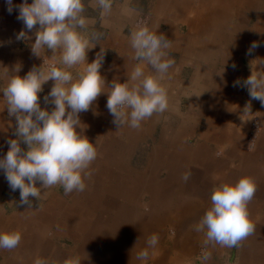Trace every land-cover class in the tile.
Masks as SVG:
<instances>
[{
    "label": "crops",
    "instance_id": "1",
    "mask_svg": "<svg viewBox=\"0 0 264 264\" xmlns=\"http://www.w3.org/2000/svg\"><path fill=\"white\" fill-rule=\"evenodd\" d=\"M83 3L84 15L95 20L87 31L103 34L87 52V62L105 49L100 69L105 92L112 82H126L141 63L132 58V31L158 28V34L173 42L169 52L175 63L163 81L169 109L143 121L139 129H117L106 107L107 93H102L80 113L83 135L98 152L85 191L66 195L60 185L44 189L42 208L24 205L10 217L1 207L7 201L11 207L14 200L3 197L0 233L19 230L22 240L13 250L0 248V264H33L37 257L48 264H70L77 258L81 264H205L200 259L205 251L211 253L206 264H264V105L242 86L252 70H264L258 64L264 63V0H113L107 19L92 0ZM17 15L18 9L9 14L0 0V158L16 127L2 93L4 73L23 77L33 66L45 71L51 63L63 67L59 51L33 54L35 29L28 33L31 39H16L24 27ZM250 19L253 28L247 25ZM253 42L259 46L249 54ZM84 69L79 64L67 70L75 80ZM144 71L151 74L147 66ZM53 84L49 80L38 93L42 109L54 107L44 102ZM249 102L250 114L242 121ZM252 114L259 116L261 132L250 150L245 140ZM189 169L192 176L185 183L181 177ZM242 176L257 183L248 205L255 232L236 248L205 247V234L194 226L211 207L213 189ZM0 180H6L5 174ZM154 233L159 243L149 259L137 260Z\"/></svg>",
    "mask_w": 264,
    "mask_h": 264
},
{
    "label": "clouds",
    "instance_id": "2",
    "mask_svg": "<svg viewBox=\"0 0 264 264\" xmlns=\"http://www.w3.org/2000/svg\"><path fill=\"white\" fill-rule=\"evenodd\" d=\"M93 6L100 10L101 17L107 19L112 12L113 0H92ZM7 11L18 9L17 19L23 28L16 39H31L28 33L35 29L31 50L40 57L42 49L55 54L61 53L59 63L49 66L45 71L41 66L33 68L23 77L9 75L2 89L7 112L15 117V139L7 141L9 148L0 158V169L4 171L11 190H19L20 204L32 208V199L39 200L42 190L60 185L66 195L83 192L87 185L85 179H91V165L98 157L93 143L83 135L79 114L90 109L102 93H107L106 107L113 116L117 129L127 125L139 129L143 121L155 114H163L169 109V97L163 81L175 61L169 50L173 42L163 33L147 26L139 27L130 33V46L133 59L140 61L130 77L124 83L112 82L109 92H105L106 83L100 73L105 49L100 48L96 58L87 62V52L94 48L103 35L95 31L88 32V26L95 20L84 15L83 0H23L13 5L5 0ZM38 26V27H37ZM25 29L27 31H25ZM259 45L250 46L249 54ZM264 61V60H261ZM85 64V69L74 80L71 69ZM264 66V63H258ZM151 69L145 75L144 68ZM235 67V65H233ZM20 66L15 67V73ZM49 80L54 84L44 97L45 104L54 105L51 111L40 107L38 93ZM236 85H240L238 80ZM249 96L264 105V70H252L242 82ZM244 116L250 114L251 103L245 105ZM81 131H77V129ZM26 145L22 148L21 144ZM192 176L191 169L182 174L187 183ZM39 183V187H37ZM257 192V183L250 176H242L235 183H222L211 193V207L205 212L194 231L205 234L204 245H220L236 248L255 232V224L250 219L248 205ZM22 240L19 230L0 233V248L13 250ZM159 243V235L152 234L146 240V247L137 253L136 259L146 261L150 250ZM202 262L211 259V253L205 251L200 257ZM33 264H48L44 258L37 257ZM70 264H81L74 259Z\"/></svg>",
    "mask_w": 264,
    "mask_h": 264
},
{
    "label": "rangeland",
    "instance_id": "3",
    "mask_svg": "<svg viewBox=\"0 0 264 264\" xmlns=\"http://www.w3.org/2000/svg\"><path fill=\"white\" fill-rule=\"evenodd\" d=\"M247 25L249 28H253L255 27V21L254 20H247ZM243 57V56H242ZM15 132V131H14ZM261 132V121L260 118L257 114H252L251 118H250V125H249V129L246 135V146L247 148H249L250 150H252L254 148V146L256 145V142L259 138ZM15 134H13V139H15ZM22 148H26V145H24L23 143L21 144ZM0 174L1 176L4 175V171L2 169H0ZM0 185H2V196H0V201L3 199V197H9L10 199H13L14 204H12V206L10 207L8 204L9 201H7L2 207L1 209L4 210V215L6 216H11L12 213H14L15 211H17L18 209L24 207V205L20 204V193L19 190L13 191L11 190V188L9 187V184L7 182V180H0ZM39 187V186H38ZM61 187L58 188V190L61 191ZM44 191V190H42ZM19 194L18 197H16L15 195ZM15 196V197H14ZM32 201L34 203H32V208L34 209H40L43 207L44 205V199L40 198L38 201L34 198H31ZM11 203V202H10Z\"/></svg>",
    "mask_w": 264,
    "mask_h": 264
},
{
    "label": "built area",
    "instance_id": "4",
    "mask_svg": "<svg viewBox=\"0 0 264 264\" xmlns=\"http://www.w3.org/2000/svg\"><path fill=\"white\" fill-rule=\"evenodd\" d=\"M53 65V63L50 64V66Z\"/></svg>",
    "mask_w": 264,
    "mask_h": 264
},
{
    "label": "bare ground",
    "instance_id": "5",
    "mask_svg": "<svg viewBox=\"0 0 264 264\" xmlns=\"http://www.w3.org/2000/svg\"><path fill=\"white\" fill-rule=\"evenodd\" d=\"M2 217V216H1ZM4 231V230H3Z\"/></svg>",
    "mask_w": 264,
    "mask_h": 264
}]
</instances>
